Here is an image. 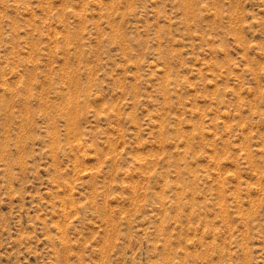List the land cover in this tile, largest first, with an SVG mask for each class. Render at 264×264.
I'll use <instances>...</instances> for the list:
<instances>
[{
    "label": "rangeland",
    "instance_id": "374dc122",
    "mask_svg": "<svg viewBox=\"0 0 264 264\" xmlns=\"http://www.w3.org/2000/svg\"><path fill=\"white\" fill-rule=\"evenodd\" d=\"M0 264H264V0H0Z\"/></svg>",
    "mask_w": 264,
    "mask_h": 264
}]
</instances>
